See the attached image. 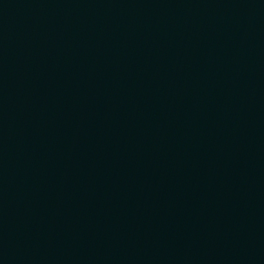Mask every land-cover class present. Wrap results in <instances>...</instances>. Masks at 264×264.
<instances>
[{
	"label": "water",
	"instance_id": "1",
	"mask_svg": "<svg viewBox=\"0 0 264 264\" xmlns=\"http://www.w3.org/2000/svg\"><path fill=\"white\" fill-rule=\"evenodd\" d=\"M0 264H264V0H0Z\"/></svg>",
	"mask_w": 264,
	"mask_h": 264
}]
</instances>
